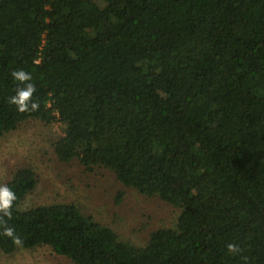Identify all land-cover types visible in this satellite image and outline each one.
<instances>
[{
  "label": "trees",
  "instance_id": "16d2710c",
  "mask_svg": "<svg viewBox=\"0 0 264 264\" xmlns=\"http://www.w3.org/2000/svg\"><path fill=\"white\" fill-rule=\"evenodd\" d=\"M100 2L0 0V134L59 122V161L108 170L178 209L175 224L139 246L74 202L19 209L37 184L24 165L0 185L16 197L0 212V253L264 264V0ZM29 84L20 111L10 98Z\"/></svg>",
  "mask_w": 264,
  "mask_h": 264
},
{
  "label": "rangeland",
  "instance_id": "374dc122",
  "mask_svg": "<svg viewBox=\"0 0 264 264\" xmlns=\"http://www.w3.org/2000/svg\"><path fill=\"white\" fill-rule=\"evenodd\" d=\"M61 135L59 122L44 125L36 120L0 134V185L10 178L14 169L24 165L32 167L37 176L35 188L25 196L19 209L74 202L84 213L110 226L121 239L139 246L145 243L150 231L174 226L178 209L156 197L147 198L133 189H125L106 169L88 171L77 160L59 161L52 143ZM169 182L175 183L176 179L170 178ZM0 264L72 263L49 248L40 247L19 250L9 256L0 253Z\"/></svg>",
  "mask_w": 264,
  "mask_h": 264
},
{
  "label": "clouds",
  "instance_id": "9594fccd",
  "mask_svg": "<svg viewBox=\"0 0 264 264\" xmlns=\"http://www.w3.org/2000/svg\"><path fill=\"white\" fill-rule=\"evenodd\" d=\"M12 75L14 78H17L21 81L30 79V74L23 71L13 72ZM33 91V86L29 84L25 89L18 90L17 95L10 98V102L17 104L20 111H24L27 107L25 102L28 101ZM31 107L32 109H35L37 104L33 102ZM15 199L16 197L14 193L7 186H0V212L4 213L5 215H10L9 209L13 200ZM4 234L12 236L13 230L11 228H6Z\"/></svg>",
  "mask_w": 264,
  "mask_h": 264
}]
</instances>
